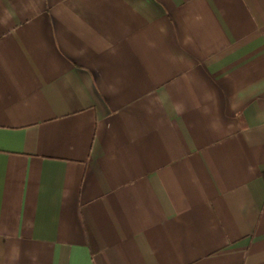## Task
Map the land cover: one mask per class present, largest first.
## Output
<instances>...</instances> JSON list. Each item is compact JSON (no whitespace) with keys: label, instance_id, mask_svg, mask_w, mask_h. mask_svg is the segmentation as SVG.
I'll list each match as a JSON object with an SVG mask.
<instances>
[{"label":"crops","instance_id":"obj_1","mask_svg":"<svg viewBox=\"0 0 264 264\" xmlns=\"http://www.w3.org/2000/svg\"><path fill=\"white\" fill-rule=\"evenodd\" d=\"M0 264H264V0H0Z\"/></svg>","mask_w":264,"mask_h":264}]
</instances>
